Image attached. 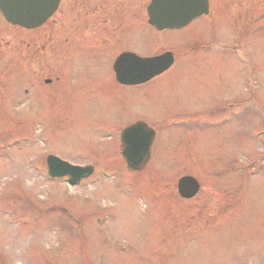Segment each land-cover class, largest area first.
I'll list each match as a JSON object with an SVG mask.
<instances>
[{"label":"rangeland","instance_id":"obj_1","mask_svg":"<svg viewBox=\"0 0 264 264\" xmlns=\"http://www.w3.org/2000/svg\"><path fill=\"white\" fill-rule=\"evenodd\" d=\"M126 2L144 22L126 47L174 54L142 88L86 53L76 65L72 47L63 67L57 31L43 67L0 17V264H264V0H208L207 16L163 32L150 0ZM136 117L156 137L129 172L115 134ZM49 155L93 174L50 179ZM184 176L200 186L189 200Z\"/></svg>","mask_w":264,"mask_h":264},{"label":"water","instance_id":"obj_2","mask_svg":"<svg viewBox=\"0 0 264 264\" xmlns=\"http://www.w3.org/2000/svg\"><path fill=\"white\" fill-rule=\"evenodd\" d=\"M59 0H0V13L7 23L22 29H36L55 12ZM208 0H150L146 7L147 23L157 32L180 30L193 20L208 15ZM173 58L165 53L152 58H139L131 53L120 55L113 66L116 81L123 85L145 83L171 67ZM155 133L144 123L125 128L120 137V156L130 172L141 171L148 163ZM47 174L51 179L67 178L75 186L93 173L90 166L70 165L55 156L46 158ZM200 186L190 176L177 182L180 198L189 200Z\"/></svg>","mask_w":264,"mask_h":264},{"label":"flooded vegetation","instance_id":"obj_3","mask_svg":"<svg viewBox=\"0 0 264 264\" xmlns=\"http://www.w3.org/2000/svg\"><path fill=\"white\" fill-rule=\"evenodd\" d=\"M68 1L69 2L65 4L64 0H59L57 8L52 16L48 18L43 25L31 30L21 29L19 27L8 24L0 13L2 21L6 22L8 26L12 28H18L25 32V38L27 39L26 47L28 48L26 52L27 59L31 58V53H33L34 55H36V58L44 61L43 67H45L49 59L47 51L49 39L53 37V32L57 31V33L59 34L57 36V38L59 39V49L57 48L56 55L58 54L61 58V65H63V67H71L67 64V55L68 50L70 49V47H72L73 59L76 65L77 63L75 57L86 53L91 61H97L101 64L102 67L104 65L108 70H110L114 84L124 89L142 88L143 86L153 81L155 78L162 76L172 67L174 63V54L172 52L137 55L133 50H130L126 47V45L130 43H137L138 46L140 45L138 32L144 23L142 22L143 20L141 13H139L138 11L136 12L135 16L130 17L127 14V7H123V5L127 3L126 0H116L115 2L114 0ZM70 13L72 14V16L69 18ZM47 22H54L51 27L55 30L50 29L51 27H46L47 30L44 31L45 24ZM40 29H43L41 33L36 32L34 34H31L34 31ZM124 53H131L139 58H152L165 53H170L173 58V63L171 67L165 72L145 83L136 85H123L116 81L113 66L116 59ZM49 83L50 82L48 80L45 81V84ZM139 122L146 124L155 133L156 137V130L149 126L147 122L141 117H136L125 122L126 124H123V126L115 134L116 136L118 135L119 140V156L120 137L122 131L128 126ZM107 136L114 138L113 135ZM92 168L94 170V166H92Z\"/></svg>","mask_w":264,"mask_h":264}]
</instances>
